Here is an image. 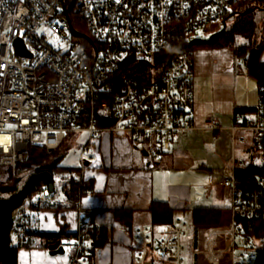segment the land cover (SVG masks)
Wrapping results in <instances>:
<instances>
[{"label":"built area","instance_id":"built-area-1","mask_svg":"<svg viewBox=\"0 0 264 264\" xmlns=\"http://www.w3.org/2000/svg\"><path fill=\"white\" fill-rule=\"evenodd\" d=\"M242 0H0V167H16L30 145L58 150L69 135L86 134L81 163L104 133L128 137L141 147L156 142L168 150L180 131L194 129L184 113L193 102L189 75L197 33L226 25ZM22 44L26 55L18 51ZM249 73V54L239 57ZM257 122L242 128L264 135V85L255 107ZM238 120L243 119L236 113ZM206 128L217 130L215 119ZM258 160L264 167V148ZM80 180L81 178H77ZM1 183V176H0ZM231 197V228L223 235L230 264H257L237 236L239 220L264 218L260 189L243 191L235 177L219 183ZM47 188L41 197L46 202ZM15 219V217H14ZM102 227L80 212L78 230L63 239L68 264H88ZM191 226L175 221L173 233L153 244L151 230L138 226L136 264H186ZM94 231L95 238L86 235ZM153 244V247H152ZM238 245L243 252L236 256ZM151 248V250H150ZM152 248L155 249L152 250ZM212 262L213 250H208Z\"/></svg>","mask_w":264,"mask_h":264},{"label":"crops","instance_id":"crops-1","mask_svg":"<svg viewBox=\"0 0 264 264\" xmlns=\"http://www.w3.org/2000/svg\"><path fill=\"white\" fill-rule=\"evenodd\" d=\"M238 59L232 48L196 46L190 74L193 102L184 113L195 128L178 132L167 151H155L154 141L136 147L124 135L102 133L91 144V158L75 171L93 190L75 204L64 194L46 198L45 207L27 210L31 228L72 235L83 211L86 220L104 230L93 264H136L140 244L134 231L138 226L150 227L154 202L167 203L175 221L180 219L175 214L181 212L219 208L223 209L219 225L191 227L186 264H230L224 259L226 245L220 233L231 228V197L219 183L235 177V170L253 162L260 151L259 133L242 127L246 121L257 122L254 109L261 85L241 70ZM260 62L264 63V51ZM238 112L243 119L235 117ZM212 119L219 125L217 130L206 128ZM59 176L70 175L60 171ZM208 250L215 252L219 263L212 262ZM18 264H68V256H50L48 249H21Z\"/></svg>","mask_w":264,"mask_h":264},{"label":"trees","instance_id":"trees-1","mask_svg":"<svg viewBox=\"0 0 264 264\" xmlns=\"http://www.w3.org/2000/svg\"><path fill=\"white\" fill-rule=\"evenodd\" d=\"M264 0H242L240 4L239 14L234 15V22L230 27L228 25L218 33L211 36L207 41L196 40L191 46L203 45L212 48H232L235 50L238 57L245 56L254 48H259L264 42H256L258 32V21L255 18V11H250L249 8L252 4H261ZM259 6V5H258ZM264 33V29H263ZM244 38L247 42L245 45H238L237 39ZM257 71L264 75V63L257 62ZM251 74V72H250ZM190 76V74H187ZM259 80V79H258ZM261 86L264 85L263 80H259ZM73 135H69L66 141L58 150H49L45 146L30 145L28 150V157L26 160L21 161L16 167H0V198H10L16 192H18L28 177L33 173H40L43 171L50 172L55 179L56 175H59L60 171H66L70 176L60 177L61 190L66 200L75 204L80 197L88 192H91L92 186L90 183L80 179L76 180L73 175L77 169L63 168L61 161L64 155L61 154L62 148H65L67 140ZM256 146L261 149L264 148V135L261 139H258ZM155 151L161 150L156 144L153 148ZM67 150V149H66ZM64 150V151H66ZM260 152V151H259ZM73 177V178H72ZM235 179L237 187L243 191L252 189H260L264 200V167L260 164L258 157L248 164L246 167H240L235 170ZM46 186L44 183H38L36 187L30 192L22 206L14 212V228L11 234V247L7 264H18V253L21 249H48L49 246L57 242H62L64 238L74 236L58 233H43L36 229L31 228L28 211L39 210L45 207L41 201V197L44 194ZM55 191L49 194L48 197H54ZM223 209L209 208V209H195L192 213V226L195 230L201 227H213L221 223ZM151 225L150 230L153 237V244L158 238L162 236H170L173 233L175 220L173 217V210L167 203L154 202L151 208ZM239 229L237 231L238 238L250 237L252 242L258 241L264 245V218L253 220H239ZM104 230L98 238H95L94 231L88 230L86 235L88 237L95 238L92 244V249L88 255V264H93L94 252L101 242H103ZM152 244V247H153ZM243 247L242 245H238ZM246 250H255V246L251 245ZM256 251V250H255ZM257 252V251H256ZM260 259V258H259ZM259 262V261H258ZM1 264V263H0ZM236 264H245L244 262L237 260ZM258 264V263H257Z\"/></svg>","mask_w":264,"mask_h":264},{"label":"water","instance_id":"water-1","mask_svg":"<svg viewBox=\"0 0 264 264\" xmlns=\"http://www.w3.org/2000/svg\"><path fill=\"white\" fill-rule=\"evenodd\" d=\"M256 9H249L247 12L255 11ZM264 12V6L258 8ZM226 25H224V28ZM18 51L22 55H26L22 44L18 45ZM264 51V42L259 48H254L249 52V68L253 76L259 80L264 81V75L257 71V62ZM148 155V152H145ZM38 183H44L50 194L55 191L54 176L48 172L43 171L40 173L31 174L22 188L10 198H0V263L7 264L10 247H11V234L14 228V212L19 209L27 199L30 192L36 187ZM50 256L65 255L64 246L60 242L49 246Z\"/></svg>","mask_w":264,"mask_h":264},{"label":"rangeland","instance_id":"rangeland-1","mask_svg":"<svg viewBox=\"0 0 264 264\" xmlns=\"http://www.w3.org/2000/svg\"><path fill=\"white\" fill-rule=\"evenodd\" d=\"M248 1H252V0H248ZM259 5V6H258ZM263 7V3L261 4H252L251 7L249 9H256L257 11L255 12V18L258 21V32H257V39L256 42H261V40H263V29H264V12L262 10H258V8H262ZM234 22V18H230L227 22L228 27H230L232 25V23ZM223 29V25L220 24L217 27H213V28H208L207 30H202L199 31L197 33L196 38L200 39V40H204L207 41L211 38L212 35L218 33L219 31H221ZM246 40L244 38H238L237 39V44L238 45H245L246 44ZM241 70H244V65H240ZM248 74V73H247ZM87 140V136L86 134H79V135H74L72 137H70L66 144H65V148H62V152L61 154L64 155L62 161H61V166L63 168H73V169H78L81 168V146L83 145V143ZM148 149L150 150L149 145ZM67 149V150H66ZM66 150V151H64ZM90 150H92V148L90 147ZM91 154V151H89ZM153 154V155H152ZM152 154L149 157L154 156V153L152 152ZM73 177L78 180L77 178H80L79 175H77L76 173L73 175ZM72 177V178H73ZM55 187H56V197H62V190H61V183H60V176L56 175L55 176ZM49 199V198H48ZM210 207V205L208 206ZM175 218H180L185 220L191 227H192V214L190 212H181L178 214H175ZM156 243V242H155ZM252 245L255 246V250L258 252L259 254V262L258 264H264V245L258 241H253ZM151 250V248H150ZM152 250L155 251L154 248H152ZM243 252V249L241 247L237 248V250L235 251L236 256L240 255ZM230 258V255L228 252H226V254H224V259L228 260Z\"/></svg>","mask_w":264,"mask_h":264}]
</instances>
